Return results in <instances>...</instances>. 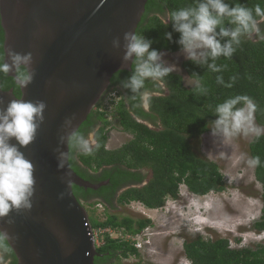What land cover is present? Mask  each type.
Returning a JSON list of instances; mask_svg holds the SVG:
<instances>
[{"label": "trees", "instance_id": "1", "mask_svg": "<svg viewBox=\"0 0 264 264\" xmlns=\"http://www.w3.org/2000/svg\"><path fill=\"white\" fill-rule=\"evenodd\" d=\"M228 2H240L248 7L260 4L264 7V0ZM190 3L192 0H149L136 32L152 40V48L160 52L182 51L181 46L176 43L180 34L173 31L171 24L165 28L159 16ZM165 32H172L171 41L164 37ZM4 40L0 15V63H4L5 58ZM216 63L224 66L219 73L184 60L183 70L195 81L197 78L201 80L208 89L207 95L196 92L194 85L187 86L182 74L172 72L166 77V91L162 96L152 98L149 111L138 106V101L133 100L132 94L121 86V81L125 80L131 71L120 70L114 74L111 85L115 87L113 91L117 94L111 101V109L99 103L98 109L90 113L88 119L70 138L71 167L91 183L110 181L98 190L77 185L73 187L77 199L85 202L84 206L89 215L91 214L90 221L94 230L118 227L131 234H140L153 224L148 218L121 217L110 213V208H114L115 203L125 206L131 202H141L149 209H159L165 206L168 199L179 198L182 184L197 196L226 190L227 182L218 163L199 156L193 143L210 131L208 124L216 119V105L237 95H246L254 101L256 122L264 127V42H253L244 38L232 58L221 57ZM217 76H223L225 85L232 84V87L218 84ZM232 77H236L234 82ZM0 85L3 90L12 88L17 97L22 96L20 86L8 74L0 73ZM109 113H115L122 130L131 135L127 142L117 148L108 147ZM145 121L154 127H150ZM94 130L96 143L89 147L90 151L85 152L79 144V139H86ZM249 152L252 158L259 156L261 160V164L255 166V176L262 186L263 206L260 217L252 227L256 232L263 233L264 135L253 137L249 143ZM142 169H149L151 177L146 184L135 186V182H143L146 177L139 172ZM124 186L128 188L117 196L118 190ZM99 203L107 209L104 219L97 217ZM100 235L104 243L97 247L99 255L95 256V264H114L115 258L140 256V250L134 242L114 239L108 233ZM263 242L236 248L232 247L228 238L204 239L198 235L184 243V251L191 264H264ZM0 251L3 252L7 264H18L14 251L1 232Z\"/></svg>", "mask_w": 264, "mask_h": 264}, {"label": "water", "instance_id": "2", "mask_svg": "<svg viewBox=\"0 0 264 264\" xmlns=\"http://www.w3.org/2000/svg\"><path fill=\"white\" fill-rule=\"evenodd\" d=\"M148 1L0 0L4 63L12 64L13 51L32 54L26 69L31 82L19 85L21 97L0 85V108L12 99L46 104L34 141L21 149L34 164L32 206L0 218V232L18 264H95L99 253L93 227L73 187L98 190L110 181L91 183L71 167L70 138L114 74L131 71V62L122 60L123 35L137 30ZM115 37L119 50L112 47ZM8 75L16 80L17 69Z\"/></svg>", "mask_w": 264, "mask_h": 264}, {"label": "clouds", "instance_id": "3", "mask_svg": "<svg viewBox=\"0 0 264 264\" xmlns=\"http://www.w3.org/2000/svg\"><path fill=\"white\" fill-rule=\"evenodd\" d=\"M159 19L165 28L171 24L173 31L180 34L176 43L181 46L185 59L202 67L206 66L208 71L214 73L221 72L224 67L217 65L216 61L221 57L232 58L244 38L264 42V7L260 4L248 7L240 2L229 3L228 0H192L187 6L166 11ZM164 37L171 41L172 32H165ZM123 40L122 60L126 64L131 62L132 68L131 74L121 81V86L132 94L133 100L138 101V106L148 108L153 97H160L166 91V77L175 71L176 65L166 63L164 54L152 48L153 41L136 31L125 32ZM111 43L114 49H120L119 37L113 38ZM9 55L12 64L0 63V73L8 74L15 67L17 84L26 86L32 80L31 72L26 70L32 63V54L13 51ZM231 79L234 82L236 77ZM216 82L225 85L223 76H217ZM225 86L232 87V84ZM194 88L199 94L207 95L208 89L199 78L196 79ZM116 94L113 91L106 97L103 95V105L111 108V101ZM0 103L3 101L0 100ZM45 108L43 101L18 99H12L7 102L6 107L0 108V218L9 216L13 210H26L32 206L36 185L34 164L21 149L34 141L37 129L44 121ZM255 111L256 104L246 95L230 97L217 104L214 109L216 119L208 124L212 136L222 144L238 135H254L259 138L264 135V127L255 124ZM148 124L153 127L151 123ZM79 144L85 152L90 151L89 140L81 137ZM63 155L61 153V159ZM248 163L252 167L258 166L261 164L260 157H253ZM97 206L103 205L99 203ZM113 229H123L124 233L135 237L134 240L121 237L115 239L134 242V245L138 239L140 246H135L139 250L143 247L142 235L147 228L140 234H131L124 228ZM95 231L93 229L94 237Z\"/></svg>", "mask_w": 264, "mask_h": 264}, {"label": "rangeland", "instance_id": "4", "mask_svg": "<svg viewBox=\"0 0 264 264\" xmlns=\"http://www.w3.org/2000/svg\"><path fill=\"white\" fill-rule=\"evenodd\" d=\"M161 53L166 63L176 65L174 72L183 75L187 86L195 84L182 68V62L186 60L182 51ZM108 121L109 148H117L131 138L122 130L115 113L108 114ZM254 122L263 127L256 122L255 116ZM253 137L238 135L222 144L210 130L193 143L199 156L218 163L227 182L225 191L197 196L182 184L179 198L169 199L163 208L149 209L132 202L110 210L121 217L148 218L153 222L142 235L144 244L140 256L115 258L114 264H185L183 245L198 235L204 239L228 238L232 247L254 246L262 242L264 233H258L252 227L263 206L262 186L256 179L255 167L248 163L252 158L249 143ZM106 212L104 206H97V217L104 219Z\"/></svg>", "mask_w": 264, "mask_h": 264}, {"label": "flooded vegetation", "instance_id": "5", "mask_svg": "<svg viewBox=\"0 0 264 264\" xmlns=\"http://www.w3.org/2000/svg\"><path fill=\"white\" fill-rule=\"evenodd\" d=\"M4 30V29H3ZM4 33H5V31H4ZM12 89V88H11ZM113 89H115V87L114 86H112V85H110L109 86V88H108V90L106 91V93L108 94V93H110L111 91L113 92ZM14 91V90H13ZM104 94L105 95V97H106V95L107 94ZM102 101V100H101ZM99 102V103H101V104H103L102 102ZM97 106H99V105H97ZM96 109H98L97 107L95 108V110ZM147 111H149V107L148 108H145ZM100 111H101V108H100ZM153 126V125H152ZM159 126V124L157 125V127ZM154 127V126H153ZM99 128V127H98ZM97 128V129H98ZM95 130L94 131H92L91 132V136H90V134L86 137V139L87 140H89V147H91L93 144H95ZM94 142V143H91V142ZM141 174H143V175H145L146 177H145V179L143 180V182H140V183H138V182H135L134 183V185L135 186H142V185H144V184H146L148 181H149V179H150V177H151V172H150V170L148 169V170H144V169H142L141 171H139ZM126 188H128V186H124L123 188H121L120 190H118V192H117V196H119V194H121ZM91 202H93V201H91ZM89 203V202H88ZM132 203V202H131ZM83 204H85V202H83ZM87 205V204H86ZM89 205H91V203L89 204ZM119 207H122V205H120V204H118V203H115V207L114 208H110L111 210L112 209H116V208H119ZM93 208V207H92ZM264 241V240H263ZM262 241V242H263ZM264 243V242H263ZM237 248V247H236ZM183 250H184V245H183ZM184 257H185V259H186V261H187V263H185V264H191V262H190V260L188 259V257H187V255H186V253H185V251H184ZM9 261V260H8ZM0 263L1 264H7V260H5V258H3V252L2 251H0Z\"/></svg>", "mask_w": 264, "mask_h": 264}, {"label": "built area", "instance_id": "6", "mask_svg": "<svg viewBox=\"0 0 264 264\" xmlns=\"http://www.w3.org/2000/svg\"><path fill=\"white\" fill-rule=\"evenodd\" d=\"M103 233H108L112 238H117V237H121L122 239H126V240H134L135 237H132L130 234L124 233L123 229H113V228H104L102 230H97L95 231V242L97 246L102 245L104 242L100 239V234ZM137 243L135 244L136 246H140L139 245V240L137 239Z\"/></svg>", "mask_w": 264, "mask_h": 264}, {"label": "bare ground", "instance_id": "7", "mask_svg": "<svg viewBox=\"0 0 264 264\" xmlns=\"http://www.w3.org/2000/svg\"><path fill=\"white\" fill-rule=\"evenodd\" d=\"M21 89V88H20ZM120 93V92H119ZM103 102V101H102ZM118 228V227H117ZM98 229V228H97ZM107 234V233H106ZM101 236V235H100ZM106 236V235H105ZM104 237V236H103ZM104 240L106 239L105 237L103 238ZM115 239V238H114Z\"/></svg>", "mask_w": 264, "mask_h": 264}]
</instances>
